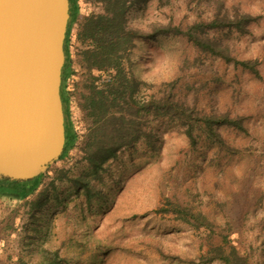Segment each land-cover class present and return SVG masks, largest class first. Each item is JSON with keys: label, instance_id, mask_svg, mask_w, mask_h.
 I'll return each instance as SVG.
<instances>
[{"label": "rangeland", "instance_id": "rangeland-1", "mask_svg": "<svg viewBox=\"0 0 264 264\" xmlns=\"http://www.w3.org/2000/svg\"><path fill=\"white\" fill-rule=\"evenodd\" d=\"M235 12L254 17L246 31L206 29L229 60L159 35L134 41L126 70L139 99L166 94L173 83L200 113H228L242 127L218 128L222 146L198 128L192 145L169 122L160 126L158 151L144 136L94 173L82 136L83 77L65 76L63 109L80 137L28 196L0 193V264H225L207 260L214 247L225 255L234 248L244 258L237 264H264V0H142L126 18L149 32ZM244 59L257 74L235 62ZM79 179L94 185L89 203Z\"/></svg>", "mask_w": 264, "mask_h": 264}, {"label": "trees", "instance_id": "trees-1", "mask_svg": "<svg viewBox=\"0 0 264 264\" xmlns=\"http://www.w3.org/2000/svg\"><path fill=\"white\" fill-rule=\"evenodd\" d=\"M102 1L105 13L96 16L92 14L82 23L77 33L80 44L84 46L80 54L85 66L89 69H102L105 73L103 77H93L87 86L88 95L81 94L84 101L80 102V107L84 112L85 132L82 136L86 137L85 154L88 163L93 167V172H97L104 161L115 158L119 149L141 141L144 136L150 149L154 152L158 151L160 126L169 122L183 128V132L192 145L196 144L194 131L198 128L210 139L219 141L221 146L224 145L225 142L217 129L231 124L241 128L240 120L228 113H200L194 105H188L181 100L173 83L169 85L170 88L166 94L159 95L157 92H152L146 100L139 99L137 96L139 82L131 72L126 70V63L136 39H154L159 35L182 36L200 52H210L227 61L230 59L227 47L220 46L216 38L206 36V29L227 26L241 33L246 31L245 26L254 17L249 14H238V12L232 16L227 14L219 16L215 13L216 15L210 20L196 21L186 29L167 23L153 24L149 32H142L128 26L126 18L131 6L142 0ZM67 40L68 37L65 34L63 50L66 55L68 54ZM235 62L250 72L255 74L258 72L254 66V60L244 59L235 60ZM61 86L64 87V84L62 83ZM61 98L63 104L68 100L63 93ZM85 119L88 121L85 122ZM64 128L65 142L60 158L74 146L80 137L70 118L65 117ZM42 176L43 173H40L24 181L2 178L0 179V193L24 198L37 189ZM80 188L83 189L85 199L89 203L94 185L90 183V180H85ZM197 219L199 218L196 216ZM221 250L220 247L211 248L209 251L211 254L207 260L220 258L225 264H237L244 260L234 248L227 255Z\"/></svg>", "mask_w": 264, "mask_h": 264}, {"label": "water", "instance_id": "water-1", "mask_svg": "<svg viewBox=\"0 0 264 264\" xmlns=\"http://www.w3.org/2000/svg\"><path fill=\"white\" fill-rule=\"evenodd\" d=\"M69 0H0V179L44 173L64 148Z\"/></svg>", "mask_w": 264, "mask_h": 264}, {"label": "crops", "instance_id": "crops-1", "mask_svg": "<svg viewBox=\"0 0 264 264\" xmlns=\"http://www.w3.org/2000/svg\"><path fill=\"white\" fill-rule=\"evenodd\" d=\"M105 13L104 2L102 0H69V18L67 22L66 32L68 37V54L65 56V61L68 69V76L83 77L85 91L80 93L82 102L84 98L81 94L88 95V84L94 76H104V70L96 68H87L81 57L80 51L84 48L80 44L77 36L82 23L92 14ZM85 80V81H84Z\"/></svg>", "mask_w": 264, "mask_h": 264}, {"label": "flooded vegetation", "instance_id": "flooded-vegetation-1", "mask_svg": "<svg viewBox=\"0 0 264 264\" xmlns=\"http://www.w3.org/2000/svg\"><path fill=\"white\" fill-rule=\"evenodd\" d=\"M68 22V21H67ZM64 55L66 56V54L64 53ZM64 64H65V67H66V71L64 73L61 74V84L64 82V75L66 76V73H67V77H68V69H67V64H66V61L64 60ZM60 84V96L61 94L63 93V87L61 86ZM62 99V98H61ZM62 105H63V102H62ZM63 113H64V109H63ZM64 124H65V115H64Z\"/></svg>", "mask_w": 264, "mask_h": 264}]
</instances>
